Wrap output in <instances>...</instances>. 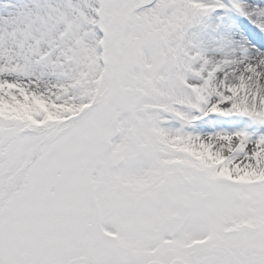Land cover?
<instances>
[{
  "label": "snow or ice",
  "instance_id": "snow-or-ice-1",
  "mask_svg": "<svg viewBox=\"0 0 264 264\" xmlns=\"http://www.w3.org/2000/svg\"><path fill=\"white\" fill-rule=\"evenodd\" d=\"M0 264H264V0H0Z\"/></svg>",
  "mask_w": 264,
  "mask_h": 264
}]
</instances>
